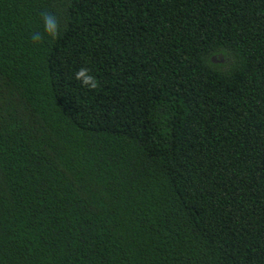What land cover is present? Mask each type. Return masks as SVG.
<instances>
[{"label":"trees","instance_id":"1","mask_svg":"<svg viewBox=\"0 0 264 264\" xmlns=\"http://www.w3.org/2000/svg\"><path fill=\"white\" fill-rule=\"evenodd\" d=\"M0 264H264V0H0Z\"/></svg>","mask_w":264,"mask_h":264},{"label":"clouds","instance_id":"2","mask_svg":"<svg viewBox=\"0 0 264 264\" xmlns=\"http://www.w3.org/2000/svg\"><path fill=\"white\" fill-rule=\"evenodd\" d=\"M41 15L44 21L45 33L55 39L59 34V24L56 16L48 12H43ZM31 39L33 42H39L42 39V35L40 33H34ZM87 71V69L81 68L76 72L75 79L80 81L82 85H87L94 90L98 86V83L95 77L87 74Z\"/></svg>","mask_w":264,"mask_h":264}]
</instances>
